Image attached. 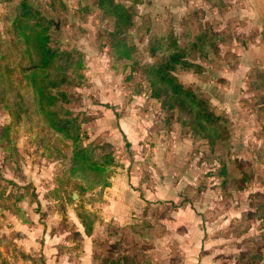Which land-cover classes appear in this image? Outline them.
Returning a JSON list of instances; mask_svg holds the SVG:
<instances>
[{
	"label": "rangeland",
	"instance_id": "374dc122",
	"mask_svg": "<svg viewBox=\"0 0 264 264\" xmlns=\"http://www.w3.org/2000/svg\"><path fill=\"white\" fill-rule=\"evenodd\" d=\"M29 1L50 21L49 46L81 55L82 78L69 70L63 88L68 99L63 106L80 125L78 144L110 152L114 164L106 174L89 169L71 173L73 143L42 115L16 117L0 101V264H16L8 229L22 222L50 224L53 233L60 229L69 264L82 259L122 264L125 258L127 264H150L154 243L182 235L198 239L205 230L206 239L242 247L230 254L235 264H264V70L252 63L241 80L235 72L222 71V64L233 69L238 61L231 51L232 19L222 23L220 16L226 2L119 0L133 14L127 42L134 51L127 59L113 51L114 18L97 0ZM20 2L0 0V55L5 54L0 70L8 67L9 83L28 96L31 89L21 68L34 69L38 57L31 51L30 60L27 45L15 37ZM206 31L210 52L203 57L190 49L187 55L199 68L177 67L175 74L226 118L230 137L213 148L151 96L146 78L147 65L162 58L149 52L155 36L171 34L185 45ZM228 81L232 87L242 81L238 95L217 102L220 97L213 99L205 83ZM124 116L134 120L135 135L115 130ZM81 217L91 227L89 234ZM85 246L90 247L86 258Z\"/></svg>",
	"mask_w": 264,
	"mask_h": 264
},
{
	"label": "trees",
	"instance_id": "16d2710c",
	"mask_svg": "<svg viewBox=\"0 0 264 264\" xmlns=\"http://www.w3.org/2000/svg\"><path fill=\"white\" fill-rule=\"evenodd\" d=\"M98 6L114 18L112 49L119 58H131L134 51L127 42V32L133 26V14L122 1L97 0ZM17 15L13 21L15 37L20 43L27 45L28 58L31 60V51L37 54L35 68L27 70L21 68L25 86L31 89V95L26 96L27 91H21L20 87L9 83L4 71L0 70V101L4 100L5 107L19 117L22 113H37L42 115L47 125L64 138L69 139L74 147L68 156L69 171L89 169L95 173L106 174L107 169L114 164L113 155L97 153L91 144L80 146L78 144L82 133L77 116L63 106L67 102L66 93L63 90L71 70L77 78L81 79L82 66L81 55L76 50H54L50 43V21L44 18L29 0H21L16 7ZM211 39H207L201 32L195 35L193 40H188L185 45H180L174 35L155 36L148 44L151 55L162 54V58L147 65L146 78L149 82L151 96L158 99L166 111H175L181 118V123L191 129L193 134L207 139L211 148L217 142H226L230 135L226 128V118L211 107L210 102L190 86H186L175 74V69L199 68L187 58L188 50L192 49L199 56L206 57L210 52ZM213 47V46H212ZM5 54L0 55V59ZM7 65V61L4 62ZM11 93V94H10ZM6 129V128H5ZM58 154L61 159L62 155ZM62 160V159H61ZM103 182L102 186H108ZM84 231L89 234L91 227L84 222ZM25 255H23L24 257ZM26 258V257H24ZM36 264L34 258L28 257ZM124 259L122 264H127ZM41 264V263H40ZM140 264H146L141 261Z\"/></svg>",
	"mask_w": 264,
	"mask_h": 264
},
{
	"label": "crops",
	"instance_id": "0c3cea01",
	"mask_svg": "<svg viewBox=\"0 0 264 264\" xmlns=\"http://www.w3.org/2000/svg\"><path fill=\"white\" fill-rule=\"evenodd\" d=\"M223 2H226L227 10H222L220 14L223 15H219L224 17L221 19L222 23L229 18L232 19L231 25L234 27L232 38L235 43L231 51L235 52L238 61L233 69L222 64L224 67L222 71L235 72L241 80L252 63L264 70V0H224ZM231 83L233 81H228L227 85L222 86L211 82L205 84L214 93L213 99L220 97L217 102H223L228 96L234 97L239 93L242 81L240 84L235 82L233 87ZM132 120L125 116L119 117L115 130L122 131L126 135L130 133L135 135L136 128ZM8 230L9 233H13L12 244L17 249V252H11L16 264H33L28 257H34L36 264H69V253L63 245L65 243L62 241L60 229L53 233L50 224L46 226L22 222ZM205 234H207L206 230L202 231L198 239L192 240L185 238L187 235H182L172 242L162 241L159 245L154 243L153 248H150L153 253L148 257V261L150 264H235V259L230 258V254L233 255L238 252L234 249L241 250L242 247L237 243L221 239L212 240L211 236H207L206 239ZM89 248V246L83 247L85 258ZM4 255L8 256L10 252ZM23 255L27 259L24 262L20 259ZM37 256L42 259L39 263L35 258ZM86 260L77 261V264H89Z\"/></svg>",
	"mask_w": 264,
	"mask_h": 264
},
{
	"label": "water",
	"instance_id": "95a60500",
	"mask_svg": "<svg viewBox=\"0 0 264 264\" xmlns=\"http://www.w3.org/2000/svg\"><path fill=\"white\" fill-rule=\"evenodd\" d=\"M75 197V193L73 194V198Z\"/></svg>",
	"mask_w": 264,
	"mask_h": 264
}]
</instances>
